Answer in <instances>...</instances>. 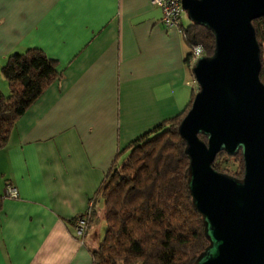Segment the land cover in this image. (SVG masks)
<instances>
[{"label":"crops","instance_id":"crops-1","mask_svg":"<svg viewBox=\"0 0 264 264\" xmlns=\"http://www.w3.org/2000/svg\"><path fill=\"white\" fill-rule=\"evenodd\" d=\"M28 48L62 76L0 149V264H93L103 237L93 209L82 239L74 220L117 153L189 103V49L151 0H0V70Z\"/></svg>","mask_w":264,"mask_h":264},{"label":"water","instance_id":"water-1","mask_svg":"<svg viewBox=\"0 0 264 264\" xmlns=\"http://www.w3.org/2000/svg\"><path fill=\"white\" fill-rule=\"evenodd\" d=\"M181 6L214 36L212 55L191 68L198 90L177 128L209 241L194 264H264V86L252 26L264 17V0H181ZM239 150L241 180L212 168L217 153L232 157Z\"/></svg>","mask_w":264,"mask_h":264},{"label":"trees","instance_id":"trees-1","mask_svg":"<svg viewBox=\"0 0 264 264\" xmlns=\"http://www.w3.org/2000/svg\"><path fill=\"white\" fill-rule=\"evenodd\" d=\"M252 26L259 45V79L264 86V17L253 20ZM179 31L189 50L200 46L212 55L214 36L210 30L189 21L186 26L180 23ZM189 56L188 51L186 64ZM1 74L8 95L0 92V149L8 144L17 120L62 76L58 62L37 48L8 56ZM193 97L179 115L130 142L114 158L93 201L92 214L101 203L105 221L104 235L91 252L93 264H194L209 245L189 192V160L177 132ZM199 138L207 142L205 136ZM228 160L236 163L234 171L225 166ZM212 168L241 180L240 150L232 157L225 151L217 153ZM1 203L0 197V209Z\"/></svg>","mask_w":264,"mask_h":264},{"label":"built area","instance_id":"built-area-1","mask_svg":"<svg viewBox=\"0 0 264 264\" xmlns=\"http://www.w3.org/2000/svg\"><path fill=\"white\" fill-rule=\"evenodd\" d=\"M151 4L156 6L161 11V22L166 28H177L179 30V24L182 17L181 0H151ZM180 32V31H179ZM190 56L187 66L191 72V68L201 57L208 56L204 49L200 46L193 47L189 50ZM194 80V79H193ZM194 83H196L194 81ZM197 84L195 91L197 92ZM6 197L10 199H16L18 197L17 191L12 186L6 188ZM93 201L90 202L86 212L76 217L74 220V232L76 238L82 239L88 228V218L91 215Z\"/></svg>","mask_w":264,"mask_h":264},{"label":"rangeland","instance_id":"rangeland-1","mask_svg":"<svg viewBox=\"0 0 264 264\" xmlns=\"http://www.w3.org/2000/svg\"><path fill=\"white\" fill-rule=\"evenodd\" d=\"M181 20L183 22V25H187L189 23V20L187 18V15L186 13L183 11L182 12V17H181ZM0 73H1V70H0ZM2 75V74H1ZM2 80L6 86H3L2 83H0V92L4 95V96H7L8 95V85H7V82L6 80L4 79V77L2 76ZM5 91V92H3ZM225 166H227V168L231 171H234L235 168H236V163L233 162V161H225ZM92 220L94 222V225H96V229L98 231V233L100 234L101 233V236L104 235V231H105V221L103 219V208H102V205L99 206V208L97 209L96 213L92 214Z\"/></svg>","mask_w":264,"mask_h":264}]
</instances>
